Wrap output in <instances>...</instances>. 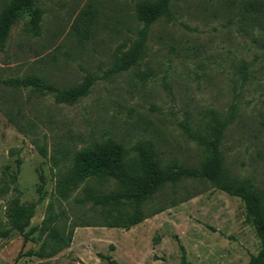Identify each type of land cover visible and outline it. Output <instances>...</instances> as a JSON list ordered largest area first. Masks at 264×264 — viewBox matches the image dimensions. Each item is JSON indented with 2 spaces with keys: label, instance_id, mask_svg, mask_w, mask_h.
I'll return each instance as SVG.
<instances>
[{
  "label": "rangeland",
  "instance_id": "obj_1",
  "mask_svg": "<svg viewBox=\"0 0 264 264\" xmlns=\"http://www.w3.org/2000/svg\"><path fill=\"white\" fill-rule=\"evenodd\" d=\"M8 1L0 0V9ZM138 1L37 0L41 33L28 28L24 15L0 45V264H108L107 255L119 264H249L259 253L242 199L206 177L168 181L143 205L148 216L129 229L111 226L101 206L78 200L84 180L67 196L55 190L73 152L106 139L133 157L150 146L163 165L200 167L205 149L184 125L203 131L215 109L228 120L221 147L228 175L251 180L264 204V14L255 11L258 1L170 0L172 15L151 24L138 63L110 72L143 26ZM87 5L94 16L80 35L72 25ZM27 74L62 88L87 75L95 81L68 104L4 82ZM90 183L104 191L116 186L114 179ZM16 202L29 214L23 233L12 228ZM50 205L73 238L44 258L30 253L42 244L39 229L25 233L41 225Z\"/></svg>",
  "mask_w": 264,
  "mask_h": 264
},
{
  "label": "trees",
  "instance_id": "obj_2",
  "mask_svg": "<svg viewBox=\"0 0 264 264\" xmlns=\"http://www.w3.org/2000/svg\"><path fill=\"white\" fill-rule=\"evenodd\" d=\"M255 11L264 14L263 0H257ZM24 15H28L27 25L34 34L41 33L42 10L37 0H9L0 9V45L2 46L12 26ZM137 18L143 23L139 36L130 46L115 59L110 72H120L136 65L145 52L147 34L152 23L159 18L172 15L170 0H140L136 3ZM94 16V7L87 5L72 25L73 31L85 35ZM95 78L87 75L82 81L68 87H58L38 74H27L12 77L5 84L14 90L27 88L31 92L53 94L57 102L73 104L84 97L92 87ZM234 107L232 113H234ZM232 116V115H231ZM230 116V117H231ZM228 120H223L215 109L210 110V117L203 131H193L184 125L188 136L196 140L205 149V157L200 167H184L176 163L163 165L150 146H142L140 155L133 157L120 142L113 139L93 143L75 150L71 157V165L59 172L55 190L59 196H67L70 190L80 181H85L83 194L78 198L82 203L92 201L101 206L107 213L111 226L129 229L141 222L148 215L143 205L160 190L168 181L176 182L182 176L210 179L217 187L236 195L245 204L246 218L254 226L260 239L261 249L250 257L249 264H264V204L261 194L254 183L247 178H232L225 168V160L221 150L224 131ZM41 151L45 154V149ZM109 179L116 181V186L104 191L90 181L103 182ZM41 225L25 233V237L35 229L43 235L39 249L31 250V254L39 257H52L68 247L73 238V230L63 231L58 223L59 215L54 213L52 205ZM12 228L24 232L29 223L27 209L16 202L11 218ZM103 256V255H102ZM108 264H119L112 256H103ZM42 264H50L48 261ZM69 264H76L71 261Z\"/></svg>",
  "mask_w": 264,
  "mask_h": 264
}]
</instances>
